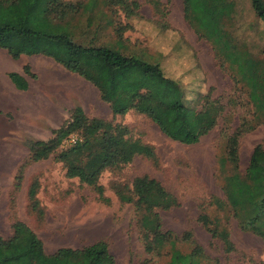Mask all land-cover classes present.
Masks as SVG:
<instances>
[{
    "label": "trees",
    "instance_id": "obj_1",
    "mask_svg": "<svg viewBox=\"0 0 264 264\" xmlns=\"http://www.w3.org/2000/svg\"><path fill=\"white\" fill-rule=\"evenodd\" d=\"M180 2L183 20L199 40L209 45L236 95L222 104L211 98L210 89L197 94L195 103L201 117L195 121L183 113L196 110L184 102L180 87L163 76L154 59L146 62L127 54L133 44L124 34L138 17V0H0V49L13 60L21 55L50 58L93 86L111 114L110 120L87 118L81 108L73 107L67 111L66 120L50 131L48 139L25 140L27 154L17 167L11 190L14 194L20 190L26 166L50 157L61 164L65 178L76 179L90 189L96 201L108 205L109 199L98 183L104 172L117 173L135 157L157 165L153 148L134 138L127 126L115 122V117L129 112L141 115L166 137L191 145L214 128L220 116L226 119L240 107L243 112L236 117L235 126L231 130L224 126L221 131L222 150L215 158L214 176L222 199L210 196L207 202L200 203L196 218L209 237L220 244L221 253L228 255L234 252L228 230L230 220L241 232L254 235L264 244L262 145L252 148L244 170L239 167V139L264 125V56L250 51L231 32L235 0ZM146 4L154 17L155 29L167 30L166 5L158 0H146ZM248 4L253 17L264 26V0H248ZM104 32L110 41L97 45L95 42ZM23 72L28 74L26 66ZM7 77L15 88L26 89L17 74ZM176 127L186 130L181 137ZM71 135L79 141L62 147V141ZM37 188V182L31 181L25 195L28 212L41 217ZM110 189L119 204L133 208L145 255L139 264L161 258H165V264H219L204 253L189 231L176 235L162 229L160 213L179 203L158 181L141 175L133 177L129 184L111 181ZM14 194L8 198L10 207ZM209 207L213 214L205 211ZM9 228L10 235L0 237V264H115L103 240L46 254L41 241L22 222L12 219Z\"/></svg>",
    "mask_w": 264,
    "mask_h": 264
},
{
    "label": "rangeland",
    "instance_id": "obj_2",
    "mask_svg": "<svg viewBox=\"0 0 264 264\" xmlns=\"http://www.w3.org/2000/svg\"><path fill=\"white\" fill-rule=\"evenodd\" d=\"M158 1L166 5L168 29L157 31L146 0H138V17L130 22L132 29L124 34L129 44H133L127 54L146 62L154 59L163 76L180 87L184 102L187 101L196 110L183 113L195 121L201 117L195 103L197 94H204L210 89L211 98L226 104L228 97H236L234 86L227 74L218 68L209 45L199 40L183 20L180 0ZM235 1L231 32L238 42L263 57L264 26L253 17L248 0ZM99 38L95 42L97 45L110 41L107 32ZM68 77L66 83L71 91L63 96L65 105L80 106L87 118L110 120V110L98 99L96 92L77 76ZM237 99L241 103V96ZM43 104L29 105L3 114L6 121V152L4 158L0 157L1 238L10 235L9 225L15 219L36 235L46 254L61 248L79 249L103 240L115 264H139L145 255L134 224L133 208L129 204L118 203L110 189V182L129 184L133 177L148 175L179 203L178 207L160 213L163 230L176 235L189 231L204 253L219 264L264 263L263 242L250 233L241 232L233 220H230L228 230L234 252L228 255L221 253L220 244L211 239L196 221L201 211L200 203L207 202L210 196L222 199L214 176L215 158L222 150L223 127L228 126L231 130L237 122L236 117L243 112L242 108L237 107L235 114L226 119L220 116L214 128L191 145L166 137L141 115L129 112L121 118L115 117V122L127 126L134 138L153 148L157 165L152 166L147 160L135 157L117 173L104 172L98 183L103 187L109 204L103 205L96 201L90 189L80 185L76 179L65 178L61 164L53 162L50 157L26 166L20 190L16 194L12 192V179L23 159L26 138H44L50 124L55 128L64 119L44 109ZM176 129L179 137L186 131L182 127ZM257 144L264 148V125L239 139L241 170L245 169L248 156ZM31 181H36L38 185L36 199L42 211L41 217L28 212L25 193ZM13 194L14 201L10 207L8 198ZM205 211L213 214L211 207ZM150 264H165V258L156 259Z\"/></svg>",
    "mask_w": 264,
    "mask_h": 264
},
{
    "label": "crops",
    "instance_id": "obj_3",
    "mask_svg": "<svg viewBox=\"0 0 264 264\" xmlns=\"http://www.w3.org/2000/svg\"><path fill=\"white\" fill-rule=\"evenodd\" d=\"M26 66L28 74L23 72V67ZM17 74L26 84L25 90L15 88L12 82L7 77L8 74ZM70 74L66 72L61 66L55 64L50 58L33 55H21L18 59H11L5 50L0 49V157L4 158L6 152V121L4 113L12 112L15 109L27 108L29 105L37 103L43 104L44 109L53 111L61 119L64 118L55 128L50 124L48 134L44 138H26V140L44 141L51 136L50 131L56 129L67 118V111L78 105L68 107L66 106L63 96H67L70 92V87L66 83V79ZM76 76V75H75ZM78 77V76H77ZM79 78V77H78ZM81 79V78H79ZM82 80V79H81ZM84 83L90 86L96 94V89L86 81ZM73 90V89H72ZM78 92H76L77 94ZM98 97V94H97ZM82 110V109H81ZM64 113V116H63ZM27 154L25 148L23 157ZM21 158V159H22Z\"/></svg>",
    "mask_w": 264,
    "mask_h": 264
},
{
    "label": "built area",
    "instance_id": "obj_4",
    "mask_svg": "<svg viewBox=\"0 0 264 264\" xmlns=\"http://www.w3.org/2000/svg\"><path fill=\"white\" fill-rule=\"evenodd\" d=\"M77 141H79V139L76 136L71 135L62 141V147L70 146Z\"/></svg>",
    "mask_w": 264,
    "mask_h": 264
}]
</instances>
